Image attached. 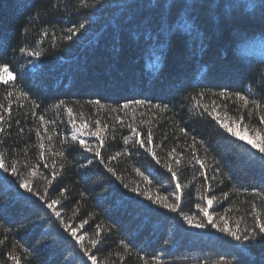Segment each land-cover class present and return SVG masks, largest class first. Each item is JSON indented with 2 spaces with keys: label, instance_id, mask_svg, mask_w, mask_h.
Listing matches in <instances>:
<instances>
[{
  "label": "trees",
  "instance_id": "1",
  "mask_svg": "<svg viewBox=\"0 0 264 264\" xmlns=\"http://www.w3.org/2000/svg\"><path fill=\"white\" fill-rule=\"evenodd\" d=\"M263 39L264 0H0V65L15 76L0 82V157L18 169H0V264H92L86 250L97 264H264V155L203 110L264 135V57L244 51ZM73 117L99 120L100 137L73 141ZM129 124L152 143L125 144ZM202 208L217 227L184 219L206 223Z\"/></svg>",
  "mask_w": 264,
  "mask_h": 264
},
{
  "label": "snow or ice",
  "instance_id": "2",
  "mask_svg": "<svg viewBox=\"0 0 264 264\" xmlns=\"http://www.w3.org/2000/svg\"><path fill=\"white\" fill-rule=\"evenodd\" d=\"M83 27H84V25L81 24L80 28H83ZM71 31L72 30L69 29V32H71ZM71 38H72L71 36H68V39H71ZM20 51L23 53V52H26L27 50L24 49V48H21ZM30 54L31 55H35V56H40V52H33V53H30ZM14 81H15V76L13 74V71L10 70L9 66L7 64L0 65V82H2L3 84L7 85L10 82L14 83ZM22 94L23 95H27V93H22ZM8 95L11 96L12 93L9 91ZM201 95H203V94H201ZM220 95L221 96H225L226 93L221 92ZM236 99H237V101H242L243 102V106H245V107H247L249 105V103H250L249 98H248L247 95H241L240 93H237L236 94ZM130 103L141 104V103H144V102L143 101H134V102H130ZM251 104L254 105L255 108H257V109H259L261 107L260 104L256 100H252ZM195 106L196 107L200 106L199 105V101L196 102ZM123 107L127 108L128 104L123 105ZM157 107H160V106L157 105ZM167 107H168L167 105H164L161 110H164ZM9 110L10 109H4V111H9ZM203 110H204V112H207L208 115L212 116V118L218 123V125L225 132L230 134L232 137L237 138L239 141H243L245 144L250 145L253 149H256L259 154L264 155V135H262L260 131H256L255 132V138L249 137L247 135V132H248L247 125H244L243 131L239 130V126H240V124L243 123V120H244L243 116H241L239 118V121H236V120H232L231 121V124H235L236 125L235 127H233V126H231V124L229 122V118L227 116V113L224 114V119H222L220 114L216 111V107L215 106L212 108L211 111H209L208 105H204L203 106ZM67 112H68L70 117L73 116V110L71 108H68ZM251 114L252 113L250 112L249 115H251ZM3 119H4V116L2 114H0V121H3ZM39 119L41 121H44V116H40ZM117 119H120V118L118 117ZM260 121L262 123H264V115L260 116ZM70 122L73 124V126L75 128V131L72 133V140L73 141H77L78 140V135L80 133H86L87 135L96 136L98 138L100 137L101 129L99 127V125H100V121L99 120H97L95 122L96 123V130L95 131H89L88 130L89 129V124L87 122H82L80 124H77L76 123V119L74 117L71 119ZM127 127L131 129V135L124 137V143L125 144H127L129 140H134L135 142L139 143L140 147L143 148V147H145L146 143L147 144H151L152 143L153 136H152L151 129H149L148 132H147L146 140H142V139H139L140 132L137 131L136 127L132 126L131 124L127 125ZM2 130L3 129L0 128V131H2ZM45 130H47V129H45ZM180 131L184 132L185 129H181ZM37 135L38 136L40 135L39 130H37ZM49 139H51V137H49ZM78 142H79V145L81 147H83L86 151L94 152L96 156L100 155L99 146H97L96 148H93L90 144L86 143L85 140L82 139V138L79 139ZM102 143H103V141L101 140V144ZM39 147L41 149H43L44 148V144L40 143ZM146 150L149 153H152L153 156H155V153L153 152L152 148L149 147ZM40 155H41V157H43L44 153L41 152ZM59 155H63V153H59ZM117 155H119V153ZM113 159H115V157H113ZM157 162H159V161H157ZM196 162L199 163L202 168L205 166L203 164V162L199 158H196ZM176 163H180V161L177 160ZM0 169H3L5 172H9L10 171L12 173V175H14V176L18 175V169L16 168L15 164H12L11 166L7 165L2 157H0ZM168 170L170 172H172L173 179H175L176 178V172L173 171L170 166H169ZM108 171L112 172L113 170L111 168H108ZM30 174L31 175H35L36 174L35 170H33ZM141 175H143V174L141 173ZM144 179L147 180L148 178L144 177ZM49 183H51V181H49ZM20 187L25 188V189H27L30 192L32 191V187L30 185V181L27 178L21 179ZM180 187H181V185L179 183H177L176 184V188L179 189ZM132 191L135 192V191H137V189L133 188ZM140 194L144 195V196H147L148 199H150V200L153 199V197L149 196L147 192H141ZM40 199L44 200L45 198H44V196H40ZM177 199H179V197H177ZM204 199H206L208 205L211 206L212 203H213V199L214 198L213 199H209V198L205 197ZM154 202L160 203L161 202L160 198L157 197ZM56 203H58V201L53 200L51 203H48L47 206L49 208H53V205H55ZM163 206L165 208H169L171 211H176L177 208H178L177 204L164 203ZM201 211L203 212V216L207 218V222L206 223L201 221V222H196L194 224L193 223V218L190 217V216H185L184 219L187 221V223L189 225H192V226H194L196 228H204L207 225H212L213 227H217V225L213 221L212 216L209 214L207 208H202ZM56 215L59 216V212H57ZM84 223H87V222L85 221ZM256 224L258 226L259 233H264V221H261L259 213L256 214ZM219 231L220 232H225V233H227L228 235L234 237L237 240L241 239V236L238 235V230H234L233 228H230L228 226V221L226 219L224 220V225L219 227ZM71 235L76 237L78 241H82L83 240L82 236H77L75 229L71 230ZM256 235H257V233H256L255 229H253V230H251V232L249 234L244 235L243 238L244 239H249L250 236H251V238L255 239ZM99 242L100 241H98V240L90 241V243H91V245L93 247H95ZM121 243H123V242H121ZM81 248H84L83 244H81ZM85 255H87L88 260H90L92 262V264H97V258H96L95 255H89L88 254V250L85 251ZM11 259L14 261V264H20V260L17 259L16 256H12ZM145 264H147V262H145Z\"/></svg>",
  "mask_w": 264,
  "mask_h": 264
},
{
  "label": "rangeland",
  "instance_id": "3",
  "mask_svg": "<svg viewBox=\"0 0 264 264\" xmlns=\"http://www.w3.org/2000/svg\"><path fill=\"white\" fill-rule=\"evenodd\" d=\"M244 51L247 54H253L260 57H264V39L252 42L249 46L245 47ZM241 131L243 130L241 129Z\"/></svg>",
  "mask_w": 264,
  "mask_h": 264
}]
</instances>
